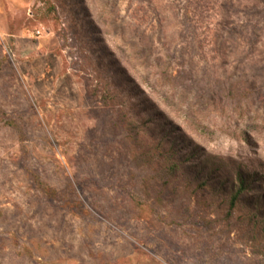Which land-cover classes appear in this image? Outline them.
<instances>
[{
    "label": "rangeland",
    "instance_id": "374dc122",
    "mask_svg": "<svg viewBox=\"0 0 264 264\" xmlns=\"http://www.w3.org/2000/svg\"><path fill=\"white\" fill-rule=\"evenodd\" d=\"M239 171L264 187V0H0V264H264Z\"/></svg>",
    "mask_w": 264,
    "mask_h": 264
},
{
    "label": "trees",
    "instance_id": "16d2710c",
    "mask_svg": "<svg viewBox=\"0 0 264 264\" xmlns=\"http://www.w3.org/2000/svg\"><path fill=\"white\" fill-rule=\"evenodd\" d=\"M169 150L170 151L167 152V159L172 161L171 169L176 175V173L179 172L180 168H184L181 167V165L184 164V161H182L181 159H177V154L172 147ZM187 160H189V158ZM211 170L213 171L212 168L210 169V171ZM189 178L192 179L193 182H196L200 188L208 186V183L210 182V180L203 179L200 175V172L198 171L195 174L190 173ZM257 182H260V179L257 178V175H250L244 171H239L235 177L234 185L231 186L232 188L226 187V183L223 182V184H221L219 188L216 187V193L229 196L231 208H235L238 203L244 201L246 198V194L254 193V195H252V197L250 198V202L248 203L247 207L252 216L256 219H261L264 224V218L262 217L264 216V214L262 213V211L264 210V187H262V189H258ZM38 187L44 195L49 198H53L52 191L45 187L44 184L38 182ZM259 190L261 193L255 194Z\"/></svg>",
    "mask_w": 264,
    "mask_h": 264
}]
</instances>
